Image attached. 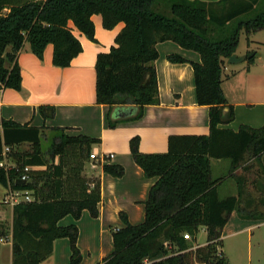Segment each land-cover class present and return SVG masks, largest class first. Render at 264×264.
Here are the masks:
<instances>
[{
    "label": "trees",
    "instance_id": "16d2710c",
    "mask_svg": "<svg viewBox=\"0 0 264 264\" xmlns=\"http://www.w3.org/2000/svg\"><path fill=\"white\" fill-rule=\"evenodd\" d=\"M93 15L101 17L106 30L124 25L115 46L98 54L95 63V101L108 107L110 129L140 119L145 106L158 104L154 68L158 43L172 42L200 56V63L177 55L166 59L191 65L196 104L209 108V134L170 135L165 153L143 154L139 138L130 139L134 163L144 178L156 181L144 202L142 223L131 225L126 214L119 213L123 227L111 231L113 252L101 264H228L220 237L230 215L264 221V125H241L237 132L218 128L233 119L221 90L222 72L225 60L236 52L240 33L264 29V0H0V91H20L17 55L25 43L38 59L51 45L52 65L68 67L82 51L70 24L95 42ZM126 105L131 113L115 118L114 108ZM38 113L49 119L54 109L40 106ZM43 129L0 118V161L3 147H9L7 158L20 168L45 166L43 171H30L24 184L17 183L14 170L0 168V185L28 192L32 199L12 209L11 264H40L59 238L69 241V264H79L78 229L60 227L58 222L68 215L78 220L83 210L98 217L99 182L85 178L83 172L91 147L99 140L69 136L56 127L45 136ZM43 136L48 142L45 151ZM24 144L28 152L19 149ZM211 160L229 162L226 177L213 179ZM238 169L242 174H235ZM102 171L113 178L124 175V168L116 164H105ZM251 173L254 179L249 181ZM226 178L235 182L236 195L220 198L218 187ZM249 182L258 197L248 191ZM201 228L206 230V244L192 249L183 234L194 240Z\"/></svg>",
    "mask_w": 264,
    "mask_h": 264
},
{
    "label": "crops",
    "instance_id": "0c3cea01",
    "mask_svg": "<svg viewBox=\"0 0 264 264\" xmlns=\"http://www.w3.org/2000/svg\"><path fill=\"white\" fill-rule=\"evenodd\" d=\"M91 21L94 26L95 42L88 40L70 24L82 51L66 68L52 65L51 45L45 48L42 59H38L25 43L17 55L21 75L20 91L6 89L0 93V118L4 120L28 127L44 128L45 136L49 134V128L56 127L63 128L65 134L69 136L83 135L99 140L98 144L91 147V153H96L98 158L89 160L84 165L83 172L85 178L97 179L99 182L98 217L92 218L88 211L83 210L78 220L68 215L58 222L60 227L76 225L78 229L76 246L81 254L79 264H101L103 259L113 252L111 231L123 227L118 216L120 212L126 214L131 225H138L144 221V202L156 178H144L142 170L130 155V139L139 138L138 149L141 153L156 154L167 151V139L170 135L209 134V108L196 104L191 65L172 64L166 59L168 55H177L187 61L200 63V56L172 42L156 45L158 58L154 62V68L158 86V104L145 106L140 119L123 121L110 129L106 119L108 107L96 104L95 101V63L98 54L108 53L110 48L115 46V37L124 25L119 23L113 29L106 30L102 27L99 15H93ZM262 32L264 29L252 33L249 41L252 45L264 49ZM9 51L8 47L7 52ZM235 54L243 55L238 54L237 49ZM262 60L261 57H257L247 67L234 65L231 66L232 69L227 67L225 60L223 72L227 71L230 74H224L225 77H222L221 90L227 106L232 108L233 119L228 124H220L218 128L237 132L241 125L251 128H260L264 125V78L259 74V70H264ZM40 106L52 107L53 117L42 118L38 113ZM228 107L224 110V114L228 112ZM131 111L128 105L113 110L114 117L121 119ZM45 136L41 138L44 151L48 147ZM19 149L21 152H28L29 146L24 144ZM109 155L113 157L108 158ZM7 162L17 166L10 157L7 158ZM57 163L58 160L55 158L54 164ZM261 163L264 168V153L261 155ZM105 164L122 166L124 175L121 178H113L104 174L102 166ZM213 165L216 171L225 166L229 170L228 161L225 163L222 160H211V166ZM29 167L31 171L45 169V166ZM239 170L235 171L236 175ZM223 177L226 176L213 177V179ZM228 179L232 180L223 179L219 187ZM8 191L9 189L0 185V222H7V232L4 236H0V264L12 263L13 206L4 203ZM233 218H237L235 212L230 215L221 231L222 245L223 231L227 228L229 220ZM200 230L205 233L207 241L206 230L204 228ZM183 237L192 249L206 244V241L198 244L196 237L191 240L187 234H183ZM3 254L6 255L5 258H2ZM70 255L68 239L59 238L53 242L51 255L40 264H69Z\"/></svg>",
    "mask_w": 264,
    "mask_h": 264
},
{
    "label": "rangeland",
    "instance_id": "374dc122",
    "mask_svg": "<svg viewBox=\"0 0 264 264\" xmlns=\"http://www.w3.org/2000/svg\"><path fill=\"white\" fill-rule=\"evenodd\" d=\"M163 7V6H162ZM168 14V8L166 9ZM251 35V34H250ZM250 35H246L245 32H241L238 41L237 52L238 54L242 53L243 55L247 54L248 52H256L260 54V56H255L254 59L257 57H261L264 63V49L261 47L252 45L250 40ZM261 35H264L262 32ZM242 56V55H239ZM227 61V60H226ZM245 66L247 67V63L243 62L237 64L236 66ZM231 66L228 65L230 69ZM222 77H225L224 74H230L227 71L222 72ZM260 76L264 78V70H259ZM47 142V141H46ZM45 143V142H44ZM223 162L226 163L225 160ZM226 165V164H225ZM228 167V166H227ZM228 169H218L216 171L215 166H212V173L213 177H220L222 175L226 176V172ZM242 174V171H238V175ZM249 181L254 179V176L251 174H247ZM248 191H250L254 197H258L259 195L255 192L250 186V182L247 187ZM236 185L233 180H226L223 185L218 187V193L220 198H224L227 196H235L236 194ZM23 196H20L19 199H22ZM264 211V210H263ZM235 215L237 218H233L229 220V224L227 228L223 231L222 240L223 245L221 251L223 252L224 256L227 259L228 264H264V221L262 220H254V219H243L240 218L236 213ZM237 219V220H236ZM7 222H0V233L4 234L7 232ZM206 241V235L204 232L199 230L196 235V242L198 244H202ZM6 255L3 254L2 258H5Z\"/></svg>",
    "mask_w": 264,
    "mask_h": 264
},
{
    "label": "built area",
    "instance_id": "2783aa9c",
    "mask_svg": "<svg viewBox=\"0 0 264 264\" xmlns=\"http://www.w3.org/2000/svg\"><path fill=\"white\" fill-rule=\"evenodd\" d=\"M1 93V91H0ZM9 152V147H3L2 150V160L0 161V168L4 169L5 171H12L14 170L18 173L17 180L27 182L29 180V172L31 171L29 166L19 167L18 165L10 164L7 162V154ZM113 155H109L108 158H112ZM98 158L96 153L90 154V160H96ZM20 196H23L22 199H19ZM32 199L30 198L28 192L25 191H18V190H9L6 197L4 198V203L10 206H14L20 202H31Z\"/></svg>",
    "mask_w": 264,
    "mask_h": 264
},
{
    "label": "water",
    "instance_id": "95a60500",
    "mask_svg": "<svg viewBox=\"0 0 264 264\" xmlns=\"http://www.w3.org/2000/svg\"><path fill=\"white\" fill-rule=\"evenodd\" d=\"M256 55H259V54L256 52H248L247 54L242 55V56H237L236 54H233L227 59L226 63L228 65H237V64L243 63L247 60L254 58ZM224 110H226V108L223 109L222 111L223 114H224ZM17 183L24 184L25 182L18 180Z\"/></svg>",
    "mask_w": 264,
    "mask_h": 264
},
{
    "label": "bare ground",
    "instance_id": "6f19581e",
    "mask_svg": "<svg viewBox=\"0 0 264 264\" xmlns=\"http://www.w3.org/2000/svg\"><path fill=\"white\" fill-rule=\"evenodd\" d=\"M18 181V180H17ZM26 183V182H25Z\"/></svg>",
    "mask_w": 264,
    "mask_h": 264
}]
</instances>
